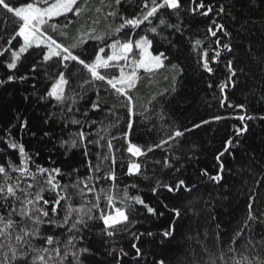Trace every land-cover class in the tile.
<instances>
[{"label":"trees","instance_id":"obj_1","mask_svg":"<svg viewBox=\"0 0 264 264\" xmlns=\"http://www.w3.org/2000/svg\"><path fill=\"white\" fill-rule=\"evenodd\" d=\"M6 2L15 7L32 0H6ZM181 2L184 8L194 7L190 0H181ZM199 2L200 0H197V3ZM142 3L143 0H134V4L122 0L117 8L115 0H83L82 14L79 17L69 14L70 23L63 17L54 18L49 22L61 25L68 23L66 28L60 27L53 31L45 26L44 31L56 41L70 46L81 38L82 33H85L84 28L87 31L94 28L96 34L111 33L122 23V20L120 15L109 16V12L116 10L119 14L130 18L141 11ZM204 3L215 6L213 13L208 17L181 12L185 26L184 34L181 36L177 33L172 37L174 42L179 41V55L177 49L169 51L168 45L165 44L163 47L158 45L156 39H153V35L149 33V38L153 39L151 49L153 54L158 50L165 51L170 55V60L165 61L164 68L151 73L144 71L139 73L136 87L129 91V95L132 96L130 107L133 115L128 111L129 104L125 97L117 96L104 81H91L87 70L76 62H67L68 68L64 70L57 62V58H53L46 64H37L36 72L33 73L32 65L41 58V50L35 47L22 55L16 69H7L6 64L11 62L10 50H18L23 39L17 36L9 45V39L18 31L21 22L13 13H8L0 7V51L9 49V52L0 56V79H6L8 75L29 77L23 83L16 80L0 85V142L7 139V130L11 129L12 137L24 145L26 152L30 155L40 153L38 157L32 155L35 164L61 169V177L58 179L62 184L74 183L77 177L86 180L90 175L88 160H91L93 166L100 163L102 169L99 173L95 171L91 173L93 180L89 181V187L94 183L96 190L99 191L101 188L108 189L112 184L111 180H95V176L103 177L104 173L113 167L110 160L97 159V153L100 156L107 154L106 147L89 144L88 157L83 155L82 148L71 151H68L67 147L61 148V141H70L73 134L81 128V125L71 123L74 119L83 122L85 133H91L85 143L88 140L98 139L97 130L104 129L110 122H114L115 117L119 118V123L110 129V136H122L128 131L127 125L131 122L132 128L128 140L146 151L149 146L166 139L176 130L184 131L200 121L212 120L214 116L225 117L185 132L183 136L169 141L163 148H157L139 157L127 152V141L123 139L113 141L116 156L115 207H123L119 198L122 197L125 189L129 196L141 195L146 203L157 209V215L147 214L140 205H135V212L129 208L130 220L139 221L131 231L152 232L154 235L141 237L137 246L141 247L143 256L139 261H132L134 250L131 245L135 241L130 233L118 226L117 234L108 238L103 235L102 222L95 220L90 223L89 230L84 234L86 239L78 245L91 250V254L81 257L83 264H113L112 258L107 255V250L113 247L117 249L122 247L129 254L121 264L125 262L157 264L160 260H163L164 264H210L213 259L216 260V264H224L228 256L224 255V260H220L219 257L227 253L229 246L235 248L237 254L243 253L248 256L254 254L252 247L254 246L264 257V225L248 221L250 228L245 227L250 197H254L251 201L252 214L264 218V121H247L248 132L243 136L235 137L233 143L235 144L238 139L240 144L234 149V159L228 153L221 157L225 172L219 183L201 175L202 170H207L209 175H216L218 171L216 155L223 150L225 141L235 136V127L240 126V122L233 118L240 114L239 110L235 107L229 108L227 103L223 108L220 107L221 94L217 84L226 77L224 67L226 59L234 58V66L244 69V74L238 73L240 79L236 88L226 90L228 101L233 106L245 104L248 114L264 115V103L255 102L264 89V0H254V2L231 0L233 7L230 11L235 19L226 14H217L219 4H224L228 9L230 0H204ZM160 13H163L170 22H176V18L170 15L169 10L161 9ZM160 13L157 14V18ZM212 19L224 24L232 33L233 53L221 52L220 62L212 65L214 74L209 76L198 65V53L193 51L192 44L195 39H201L204 41L203 48H209V43L216 39L206 32ZM157 22L158 19L153 20V24ZM145 27L147 23L136 29L133 39L143 35L142 30ZM126 33L131 34V29H123L119 33L120 38L126 39ZM62 34H66L71 41L63 39ZM228 42L229 37H221L222 44ZM99 46L100 42L91 39L83 44L82 49L73 51L74 54H80L82 50L85 55L81 58L90 60ZM211 47L217 46L212 43ZM211 56L212 51L209 49V59ZM173 63L178 64L179 67L171 68L170 65ZM60 71L65 72V77L69 81L65 86V97L79 94L76 95L75 104L68 99L63 104L53 98L40 100L41 96H46ZM100 72L109 77L119 74L115 68L100 69ZM85 80L90 82L85 84ZM209 83L212 84V88L208 87ZM32 85H35V88ZM97 92L101 110L93 111L90 105L96 100ZM252 93H255V97ZM69 106L72 107V112L67 111ZM109 110L115 113V117L109 114ZM85 112L87 116L84 115ZM49 117L51 119L45 124V119ZM25 119L28 121V129L21 133L19 122ZM93 120L97 123L88 127L87 125ZM45 131L50 132L51 136L43 137ZM32 132L36 133L35 137L31 135ZM100 135H104V132L101 131ZM100 144H106V140H101ZM5 156L13 164L20 162L18 150L8 149L0 143V164H5L7 167ZM165 160L168 161V167H165ZM131 162L141 165L139 174H128ZM35 164L30 165L32 171H35ZM73 169H78V172H73ZM181 179L191 191H185L181 187L179 191L169 193L161 188L157 195L153 196L151 189L157 181L175 187L176 182ZM133 185L135 187H132ZM68 193L74 208H79L82 204L87 207L88 201L95 203L94 195L91 193L86 194L83 200L72 188L68 189ZM44 196L46 199L55 198V194L50 192H45ZM64 203L61 201L62 207L58 209L61 213ZM164 204L168 205V209H179L180 217L176 218L171 211L164 209ZM100 207L106 208L103 197ZM161 211L164 212L163 216L159 215ZM173 223L174 234L169 238H163L161 233ZM42 231L45 234H52V229L48 227ZM56 231L59 233L62 230ZM237 233L241 234L237 236ZM63 239L64 237L61 236V240ZM162 239L163 243H161ZM233 240H235L234 244ZM249 241L251 246L246 248ZM35 243L40 245L42 241ZM235 259L239 260V256L235 255Z\"/></svg>","mask_w":264,"mask_h":264},{"label":"snow or ice","instance_id":"obj_2","mask_svg":"<svg viewBox=\"0 0 264 264\" xmlns=\"http://www.w3.org/2000/svg\"><path fill=\"white\" fill-rule=\"evenodd\" d=\"M125 3H133L134 0H124ZM254 2V0H253ZM83 0H32V2L26 3L19 7L10 6L6 0H0V7L7 10L8 13H13L15 17L19 18L21 22L18 26V31L13 34L8 43L11 45L12 40L17 36L23 39V43L19 45L18 50H10V60L6 64V68L14 70L17 68L18 62L21 60L23 54L27 53L29 49L35 47L40 49V59L32 65L31 71L36 72L37 64H46L48 61L57 58V62L61 68L67 70V62H76L81 65L83 69L87 70L90 74L91 81H104L112 90L115 91L117 96H123L126 98L129 104L128 111L130 115H133L132 108V96L129 95V91L136 87L139 79V70L143 69L145 72L151 73L155 70L165 67V61L170 60V55L165 51L158 50L156 54L150 50L153 46V39H156L157 44L163 47L165 44L169 46V51L177 49L179 41H173L172 37L179 33L181 36L184 34V24L181 12L190 13L192 15L199 14L203 17H208L213 13L214 5L204 3V0H190V3L194 7L184 8L181 0H143L141 11L132 17H125L119 14L116 10L108 13L109 16L120 15L122 23L116 27L111 33L96 34L95 29H91L81 34V38L73 43L71 46H65L62 43H58L52 36L47 35L44 31V27L48 26L53 31H56L60 27H67L69 14H73L75 17H79L83 12L81 4ZM122 3V0H115V5L118 6ZM135 6V5H134ZM233 4L229 3L228 9L224 4H219L217 14H226L232 19L236 17L232 15L230 9ZM161 9L169 10L171 16L176 18V22L172 23L165 18L163 13H160ZM160 13L157 18V14ZM63 17L65 23L63 25L58 23H49L54 18ZM158 19V22L153 24V20ZM147 23L143 31V35H140L137 39H133L136 35V29H139L141 25ZM214 26V27H213ZM243 27V25H242ZM130 28L131 34L126 33V39H121L119 33L125 29ZM207 34L216 38L209 43V48H203L204 41L201 39H195L192 44L193 51L198 53V65L209 76L214 74V68L212 65L218 64L221 58V52L233 53V46L231 43L232 33L229 32L225 25L218 23L216 19L210 21V25L206 29ZM149 33L153 35V39L149 38ZM167 33V35H165ZM218 33L220 36H218ZM87 37V39H85ZM115 37V38H113ZM221 37H229L228 43H221ZM88 39H92L100 42L98 50L93 54V57L88 59H82L81 56L85 53L81 50L80 54H74V49H82L83 44L87 43ZM111 41L108 43L107 41ZM214 43L217 47L212 48ZM43 46V47H42ZM106 48L110 49L109 53H106ZM134 49L137 50L134 54ZM209 49L212 51L211 59H209ZM5 52H9V49L0 51V56H3ZM123 61V63H121ZM171 68L177 69L178 64H171ZM226 69V77L217 84V88L220 91V107L223 108L227 103L229 108L235 107L239 110L240 114L234 116L240 122V126L235 127L234 137H230L225 141L223 150L216 155V161L218 163V171L216 175H209L207 170H202V176H208L210 180L219 183L223 179L225 172V166L221 157L228 153L235 158L234 149L239 146L240 141L237 139L235 144L233 140L235 137L243 136L248 132L249 126L247 121L261 120L264 121V115L248 114L247 106L245 104L235 105L228 101L226 90L229 88L235 89L240 77L238 73L244 74L242 67L234 66V58L226 59L224 63ZM115 68L118 70V75L107 76L101 74L100 69ZM182 71V69H181ZM235 78V79H234ZM27 75L15 76L8 75L6 79H0V85L8 82L19 80L21 83L28 80ZM89 80H85L84 83H89ZM69 81L65 77V72L60 71L58 78L52 84L50 90L46 93V96H41L40 100L46 98H53L56 102L63 104L66 99L71 100L73 104L76 103V95L65 97V86ZM35 88V85H32ZM209 88H212V84H208ZM255 97V93H252ZM96 100L91 102V109L93 111H100L101 104L99 100V93L96 94ZM27 100V97H25ZM256 103H264V89L261 90V95L256 98ZM68 112H72L71 106L67 108ZM79 111V109H77ZM109 114L115 117V113L109 110ZM87 116V112L84 113ZM222 116H214L212 120H203L199 123L192 125L191 128L184 131L176 130L171 136L166 139H162L159 143L151 145L147 150H143L137 144L131 143L128 140L132 123L127 125L128 131H125L122 136H110V129L117 126L119 118L115 117L114 122H110L104 129H98L96 135L98 139L88 140L87 137L91 133H85L84 124L80 120H72V124L81 125L80 130L73 134V138L70 141H61V148L67 147L68 151L72 149L82 148L83 155L88 157L89 144H95L99 147H106L107 154L100 156L97 153L98 161H111L113 165L112 169L101 177L95 176V180L106 179L111 180L112 184L108 189L101 188L96 190L93 183L89 187V181L93 180L91 173L93 171L99 173L101 164L97 163L93 166L91 160L87 161L90 175L86 180H81L78 177L74 183L62 184L58 177H61V169L58 167L46 168L42 165L35 164L32 155L39 156V152L30 155L25 151L24 145L16 141L11 135V129L7 130V139L0 142L5 145L6 148L11 150H18L19 164H13L5 156V164H0V264H83L81 257L85 254H91V250L88 247H78L83 242L85 232L89 230L90 223L99 220L103 224V235L112 238L117 234L118 226L125 232H129L134 238L131 245L134 250V255L131 257L132 261H139L143 253L141 247L137 244L141 237L147 235L152 237V232H135L131 231V228L139 223L137 220H130L128 209L131 208L132 212L136 211L135 205L142 206L147 214L151 216L157 215V209L146 203L143 197L139 194L135 196H129L127 189L123 191L122 197L119 198L123 207H115L116 196L114 190H116V173L115 164L116 156L113 150V141L123 139L128 142L127 152L132 156L139 157L146 155L147 152H152L157 148H163L169 141L174 140L176 137H181L185 132L193 131L202 127L205 124H209L212 121H219L224 119ZM45 119V124L48 120ZM19 130L23 133L28 129V121L21 120ZM97 123L93 120L87 126L91 127L92 124ZM14 127V126H13ZM103 131L104 135H100ZM33 137L36 136L35 132H32ZM51 133L48 131L43 132V137H50ZM107 138V139H106ZM106 140V144L101 145L100 141ZM43 143V140H41ZM232 150V151H230ZM165 167H168V161L165 160ZM35 164V171H32L30 165ZM141 171V165L136 162H131L128 167V174H139ZM179 171V169H177ZM73 172H78V169H73ZM39 177V179H38ZM71 179V176L69 175ZM132 187H135L133 185ZM184 188L185 191H191L186 185L184 180H178L173 187L171 184H162L157 181L155 186L152 187L151 192L153 196H156L161 188L167 190L169 193L177 192ZM72 188L74 193L81 197L83 200L86 194L91 193L94 195L95 203L88 201V206L85 207L82 204L79 208L72 207L70 201L71 196L68 193V189ZM45 192L55 194L54 199H46ZM104 198L106 202V208L100 207L101 198ZM254 197H250L248 204L249 213L245 227H249L248 221L253 223H260L264 225V218L256 217L252 214V203ZM61 201H64L62 213L58 211L61 209ZM164 209L171 211L176 218H179L181 213L179 209H168V205H163ZM107 209V210H106ZM114 209V210H113ZM95 210V211H94ZM160 216L164 215V212H159ZM46 227L52 229V234H45L43 229ZM56 230H62L57 233ZM175 232V224H171L168 229L163 230L161 233L163 238L171 237ZM241 233H237L239 236ZM61 236L64 237L61 240ZM35 241H42L40 245H37ZM163 243V239L161 240ZM235 240H233V244ZM251 246V241L248 242L246 248ZM254 249V254L251 256L243 253H236V249L229 246L227 253L219 257L220 260H224V255L228 256V260L224 261V264H264V257L261 256L260 250ZM115 254V255H114ZM107 255L112 258L113 264H121V261L125 257H128L122 247L119 249L113 247L107 250ZM235 255L239 256V260L235 259ZM71 258V260H69ZM127 264V262H125ZM157 264H164L163 260L157 262ZM210 264H216V260L210 261Z\"/></svg>","mask_w":264,"mask_h":264},{"label":"rangeland","instance_id":"obj_3","mask_svg":"<svg viewBox=\"0 0 264 264\" xmlns=\"http://www.w3.org/2000/svg\"><path fill=\"white\" fill-rule=\"evenodd\" d=\"M24 4H26V3H21V4H19V5H17V6H15V7H19V6H22V5H24ZM84 32H87V30L84 28ZM61 37L63 38V39H65V40H68L69 42L71 41V38H69L68 36H66V34H62L61 35ZM81 37V36H80ZM85 39H87V37H85ZM89 40H91V39H88L87 41H89ZM58 43H61V41H57ZM110 43V42H109ZM63 44V43H62ZM66 46V45H65ZM68 46V45H67ZM71 46V45H70ZM151 50V49H150ZM134 51L136 52L137 50H135L134 49ZM110 52V49H108V48H106V53H109ZM121 63H123V61H121ZM141 71H144L143 69H140L139 70V73L141 72ZM145 72V71H144ZM139 73H138V75H139Z\"/></svg>","mask_w":264,"mask_h":264}]
</instances>
